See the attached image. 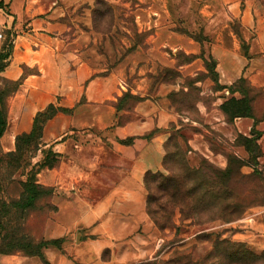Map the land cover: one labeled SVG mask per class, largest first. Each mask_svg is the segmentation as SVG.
Here are the masks:
<instances>
[{
	"label": "rangeland",
	"instance_id": "obj_1",
	"mask_svg": "<svg viewBox=\"0 0 264 264\" xmlns=\"http://www.w3.org/2000/svg\"><path fill=\"white\" fill-rule=\"evenodd\" d=\"M150 7L159 11L160 16L149 13L147 9ZM54 8L58 11L48 15L64 29L58 37L70 40L86 33L94 50L91 53L94 64L104 68L106 74L115 73L120 77L123 85L121 97L139 86L146 87L145 94L153 99L162 86L170 89L165 97L169 111L159 114V125L152 136L153 139L163 134L167 136L162 144V170L159 172L169 174L163 167L165 144L175 134V140L167 146L171 151L174 142L186 150L187 145L190 147L189 140L203 135L204 142L211 144L214 153H233L248 160L245 148L236 142L239 134L231 125L216 128L205 122L200 109L211 111L213 104L225 93L217 91L219 86L208 77L201 58L190 60L202 52L209 58L213 56L212 50L220 46L227 48L232 61L237 62L244 59L242 42L251 59L259 58L264 53V0H84L71 6L67 1L57 0ZM155 20L159 21L160 27L148 24ZM31 72L33 70L25 69V74ZM1 86L8 92L14 89L5 82ZM17 93L18 90L8 98V128L0 141V155L14 151L16 137L31 131L28 132L27 124L29 113L18 108ZM251 95L257 98L255 114L263 119L264 93L259 91ZM137 104L136 100L126 103L129 113L122 117V122L136 118L134 109ZM261 148L263 155L257 160V166L243 167L242 173L248 179L236 185L244 204H247L241 213L230 221L216 219L198 225L189 219L183 221L177 212L173 227L160 230L153 223V229L142 231L135 244H123L117 264H264L263 145ZM190 149L188 160L191 167L211 164L222 169L218 160L213 162ZM47 150L49 147L45 148L42 139L40 150L29 156L31 164L41 162ZM144 151L148 159L155 161L152 157V153L157 154L155 143ZM195 162L196 166L193 165ZM30 169L21 168L13 173L7 169L2 171L7 200L20 197V184ZM39 179L38 175V182ZM64 196L55 189L53 197L40 201L36 209L25 213L15 224H19L21 232L35 242L49 240L50 219L58 211L59 198ZM65 238L67 241L61 250H50L67 255L73 264H82L65 250L69 244L75 243L76 237ZM103 257L108 259L109 252ZM26 258L36 260L29 262L43 264L38 258ZM24 259L21 253L0 255V264L23 263ZM46 260L51 264L47 257Z\"/></svg>",
	"mask_w": 264,
	"mask_h": 264
},
{
	"label": "crops",
	"instance_id": "obj_2",
	"mask_svg": "<svg viewBox=\"0 0 264 264\" xmlns=\"http://www.w3.org/2000/svg\"><path fill=\"white\" fill-rule=\"evenodd\" d=\"M64 1L71 6L84 0ZM0 2L4 5L0 7V31L14 39L9 66L1 76L11 81L23 78L16 100L18 108L29 113L28 132L36 113L48 105L74 108L72 115L60 113L50 120L43 134L45 148L52 147L62 161L57 168L43 170L39 183L65 195L59 198L58 211L50 219V239L76 237L65 250L79 263L117 264L122 245L135 244L142 231L154 227L146 212L144 178L148 171L162 170V144L167 136L150 140L143 137L157 129L159 114L169 111L165 97L170 89L162 86L155 99L145 94L146 87L132 89V94L145 99L134 109L136 118L120 125L119 119L127 114L115 108L123 93L120 77L106 74L104 68L94 64V50L86 33L70 40L58 37L64 29L48 15L58 11L54 8L57 0ZM147 11L160 16L153 7ZM148 24L160 27L158 20ZM229 52L220 46L212 50L225 94L211 111L203 107L200 113L213 127L231 125L237 134L249 136L253 119L240 118L228 124L219 107L230 95L228 87L241 77L264 90V53L256 59L244 56L233 62ZM25 69L33 72L25 75ZM256 129L262 133L259 144L264 149V118ZM128 138H135L132 145L119 142ZM203 139V135H196L189 140L190 147L213 162L218 160L219 166L225 168L226 158L215 155ZM152 143L157 145V154L152 153L155 161L144 155ZM105 252L110 254L108 259L103 257ZM45 256L51 264H73L67 255L51 250ZM29 261L36 260L25 257L18 264H36Z\"/></svg>",
	"mask_w": 264,
	"mask_h": 264
},
{
	"label": "trees",
	"instance_id": "obj_3",
	"mask_svg": "<svg viewBox=\"0 0 264 264\" xmlns=\"http://www.w3.org/2000/svg\"><path fill=\"white\" fill-rule=\"evenodd\" d=\"M0 2V7H3ZM199 42L198 39H196ZM241 47L244 56L250 58L245 43ZM13 52V37L7 33L6 40L0 49V141L8 128V98L12 93L19 90L23 83V78L17 81H7L1 74L9 66V59ZM201 58L204 62L208 77L219 86L222 91L226 87L219 83V74L216 71L217 63L210 56L204 57L203 52L199 56H192L190 61ZM26 75V74H25ZM5 82L13 85L10 92L2 88ZM229 97L220 105L219 110L223 113L228 124H233L236 119L249 118L254 120V125L249 136L239 134L236 142L245 148L248 153V160L237 155L222 154L227 160L225 169L216 168L214 165L201 164L199 167H191L188 154L192 152L187 145L183 150L178 142H174L173 151L168 149V145L175 140L172 135L165 144V156L163 167L169 173L150 172L145 174L144 184L146 190V212L154 225L165 230L173 227L176 213L181 219L192 221L194 224H203L222 219L230 221L235 215L241 213L247 204H244L241 193L237 191L236 185L243 179H248L242 173V168L252 164L257 166V160L263 155L259 141L262 133L256 128L262 119L255 114L256 97L253 92L264 93L263 89L254 87L247 78L241 77L232 86L228 87ZM145 98L132 94L128 91L118 98L115 108L117 112L126 111V103L129 100H136L137 103ZM74 108H64L56 104H50L45 109L36 113L31 131L22 133L16 137L15 150L0 155V255L8 256L21 253L25 257L40 259L43 264H49L45 257V252L50 249L61 250L66 243V238L41 239L37 242L21 232L18 219L30 210L36 209L40 201L54 196L55 188L45 187L37 180L38 175L45 169L57 168L61 163V156L49 147L44 154V159L38 164L32 165L29 156L36 154L42 145L44 129L47 123L58 114L72 115ZM123 117V116H122ZM119 119V124L122 122ZM156 131L145 135L143 138L150 140ZM135 138L120 140L123 145H132ZM177 141V140H176ZM188 142L186 141V144ZM210 149L213 151L211 144ZM214 153V151H213ZM170 163L173 165L171 166ZM26 179L21 182L22 193L16 200H7L4 197V169L17 172L21 168H29ZM10 178V177H9ZM21 227V226H20Z\"/></svg>",
	"mask_w": 264,
	"mask_h": 264
},
{
	"label": "built area",
	"instance_id": "obj_4",
	"mask_svg": "<svg viewBox=\"0 0 264 264\" xmlns=\"http://www.w3.org/2000/svg\"><path fill=\"white\" fill-rule=\"evenodd\" d=\"M5 40H6V34H5L4 30H1L0 31V44H2ZM13 43H14V39H13Z\"/></svg>",
	"mask_w": 264,
	"mask_h": 264
}]
</instances>
